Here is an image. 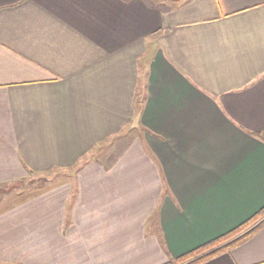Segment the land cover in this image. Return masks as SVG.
<instances>
[{"label": "crops", "instance_id": "obj_1", "mask_svg": "<svg viewBox=\"0 0 264 264\" xmlns=\"http://www.w3.org/2000/svg\"><path fill=\"white\" fill-rule=\"evenodd\" d=\"M259 134L264 0H0V264H172L264 210Z\"/></svg>", "mask_w": 264, "mask_h": 264}, {"label": "trees", "instance_id": "obj_2", "mask_svg": "<svg viewBox=\"0 0 264 264\" xmlns=\"http://www.w3.org/2000/svg\"><path fill=\"white\" fill-rule=\"evenodd\" d=\"M258 136L264 138V134H259ZM263 222L264 210L243 226H240L225 236H222L198 250L179 258L175 263L201 264L217 255L228 252L250 238L259 229Z\"/></svg>", "mask_w": 264, "mask_h": 264}, {"label": "rangeland", "instance_id": "obj_3", "mask_svg": "<svg viewBox=\"0 0 264 264\" xmlns=\"http://www.w3.org/2000/svg\"><path fill=\"white\" fill-rule=\"evenodd\" d=\"M46 183V181H45V178H38V177H36V178H33V177H30V178H28L27 180H24L23 182H22V185H23V187H24V189L25 190H27L28 189V187H30V186H34V185H38V184H40V185H42V184H45ZM30 185V186H29ZM8 188V187H7ZM23 190V189H22ZM24 190V191H25ZM176 262V261H175ZM175 262H173L172 264H176Z\"/></svg>", "mask_w": 264, "mask_h": 264}]
</instances>
